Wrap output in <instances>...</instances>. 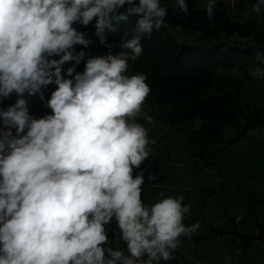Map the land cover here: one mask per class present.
<instances>
[{
  "label": "clouds",
  "instance_id": "obj_1",
  "mask_svg": "<svg viewBox=\"0 0 264 264\" xmlns=\"http://www.w3.org/2000/svg\"><path fill=\"white\" fill-rule=\"evenodd\" d=\"M175 6L189 11L185 0ZM214 8L208 0L213 22ZM262 9L264 0H256L250 11ZM166 15L160 0H0V104L56 86L45 102L51 114L41 118L23 98L0 108V264H155L171 260L181 238L199 229V222L183 223L191 209L183 195L142 200L144 170L134 169L151 154L148 129L137 122H152L144 111L146 75L128 74V52L85 60L74 49L92 43L74 24L95 20L99 43L111 48L105 33L136 17L121 45L135 60L141 38L159 30ZM256 59L264 63V53ZM250 74L264 77V69ZM113 219L126 252L110 246Z\"/></svg>",
  "mask_w": 264,
  "mask_h": 264
},
{
  "label": "trees",
  "instance_id": "obj_2",
  "mask_svg": "<svg viewBox=\"0 0 264 264\" xmlns=\"http://www.w3.org/2000/svg\"><path fill=\"white\" fill-rule=\"evenodd\" d=\"M162 1L167 4L164 6L167 8V15L163 26L159 30H153L150 36L145 35L141 38L143 51L139 58L131 59V51L121 47L126 39L131 38V34L125 37L124 31L127 28L130 32L136 17L131 18L129 25L122 24L117 33L106 32L107 43L112 47L101 45V51L103 55L109 52L112 54L128 52V74L146 75V83L150 86L151 93L145 103L153 119L177 127L190 126L197 122L185 137L190 147L188 152L192 158L201 161L203 167H210L215 164L217 156L225 153L233 144L242 141L249 131L264 129V109L248 102L245 103V107L231 103V92L219 81L220 72L223 70L246 76L255 67L264 68V63L256 59L257 51L264 53V26L259 22L257 14L250 11L256 0H239L238 11H246L247 14L243 24L228 19L219 9L213 10L215 19L214 22L210 21L206 10L197 8L195 0H185L189 9L187 14L175 6V0ZM126 7L127 5L119 11L124 12ZM167 24L197 32V40L200 43L179 41L168 29ZM80 26L90 36L97 37L95 20L86 27L81 24ZM89 57L85 54V60ZM73 63L70 62L67 68ZM84 66V61H81L76 66V71L83 72ZM228 84L234 92H238L237 82L229 81ZM213 86L218 88L217 95L209 93L205 97L202 96ZM39 94L29 95L25 92L22 97L13 94L0 104V108L7 109L18 99L23 98L27 102L29 114L34 117L35 102ZM137 122L144 125L147 121L138 119ZM12 132L15 135V128ZM161 198H164L163 193L158 196V200ZM142 200L146 205H151L148 200L144 198ZM262 205L264 218V198ZM199 223L204 226L206 232L190 238H181L193 247L200 241L222 234L241 240L242 248H246L248 242L255 238L238 232L233 219L230 229H222L207 224L206 221ZM117 230L115 222L112 221L108 229L110 246L126 252V245L119 240V236H116ZM258 237L264 241L261 232ZM172 257L169 261L160 260L155 264H181L183 261L178 249L172 252Z\"/></svg>",
  "mask_w": 264,
  "mask_h": 264
},
{
  "label": "crops",
  "instance_id": "obj_3",
  "mask_svg": "<svg viewBox=\"0 0 264 264\" xmlns=\"http://www.w3.org/2000/svg\"><path fill=\"white\" fill-rule=\"evenodd\" d=\"M41 93L44 96V101L40 99ZM41 93L35 102L34 118H37L39 112L43 111L42 107L46 106L45 102L49 99L42 90ZM47 111L49 110L47 109ZM148 115H150V110ZM253 131H249L242 141L233 144L225 153L217 156L213 166L203 167L201 161L195 159L197 161L195 173L198 176V180H196L198 186L196 187L199 196L209 197V203L202 212V216L206 219L201 222L206 221L207 224L230 229L231 219H233L238 232L255 236V238L248 242L246 248H242V241L237 238L232 239L228 234L210 237L206 240L214 242V239H221V247L214 246L210 253L204 255L198 253V258H194L192 255L185 257L180 248H177L184 256V261L181 264H264V241L258 237L259 232L264 236L262 205L264 198V141L249 136ZM162 142L152 146L148 160L140 166V171L142 169L144 173L147 166L151 172H155L156 163H164L167 168V170L160 171L159 174L155 173L154 181L161 180V182L155 184L158 191L153 200H149L144 195L143 191L147 187L143 185L142 198L148 200L150 204L157 202L158 196L162 193L164 197L180 195L185 197L187 195L185 191L189 187L187 185L184 187L182 168L176 166V159L182 154L181 151L177 146L178 149H174V156L168 160V150L165 147V142ZM215 217L221 219L222 222L214 221ZM186 218L191 219L188 214L185 215ZM113 221L115 222V219ZM199 224L201 228L192 236L206 232L204 226ZM203 241L198 242L196 246ZM196 246H192V249L195 250Z\"/></svg>",
  "mask_w": 264,
  "mask_h": 264
},
{
  "label": "rangeland",
  "instance_id": "obj_4",
  "mask_svg": "<svg viewBox=\"0 0 264 264\" xmlns=\"http://www.w3.org/2000/svg\"><path fill=\"white\" fill-rule=\"evenodd\" d=\"M195 1L197 4V8H199L200 10H205V5L207 4L208 0H195ZM160 4L161 6H167V4L162 0H160ZM238 5H239V0H215L214 9L222 10L228 19L234 21L235 23L243 24L247 18V14H246V11L239 12ZM257 17H258L259 22L264 26V10L263 9L260 14H257ZM73 27L76 28L77 31L85 33V38L92 41V43L86 48L82 45H75L74 46L75 53H79L83 51L86 55L90 57L103 55L101 51V44L99 43L98 37H92L88 33L84 32L79 23L74 24ZM167 27L179 41L193 43V44L200 43L197 40V36H198L197 32L193 33L188 30H185V29H182L180 27L173 26L170 24H167ZM48 59H59V57L58 56L48 57ZM68 65L69 63H65L63 65L64 72ZM256 68H261V67H255L253 70H255ZM261 69H264V68H261ZM250 72L246 76H244L234 71L223 70L220 72L219 81L221 84H223L226 90L231 92V95H230L231 103L245 107V103L248 102L257 107H261L262 109H264V77H255L251 75ZM229 81L237 82L238 92L233 91L232 87L228 84ZM55 87L56 86L54 84L49 85L46 88H43L42 92L44 94H47V98H50L51 92L55 90ZM209 93L217 95L219 93L218 88L216 86H213L207 91H205L202 94V96L205 97ZM42 108H43V111L39 112V114L37 115V118H41L47 114H51V110L48 107L47 109L49 111H47L46 106H43ZM144 111L147 114H149V109L146 106V103L144 104ZM195 125H197V122H194L190 126L184 125L182 127H173V126L164 124L162 122H159L153 118H152L151 123L146 122V124L144 125L148 129V137L150 141L152 142L149 145L150 149L152 148V146L154 147L156 146V144H159L160 141L161 142L163 141L165 142V147L168 150V151L166 150L169 156L168 160H170L172 156H174V149H176L177 146L182 153L180 155L181 157L179 156L177 158L176 156L177 158L176 166H179L180 168H182V172L184 174L183 175L184 187H186V185L189 186L187 188V191H185L187 195L184 197V204L191 206L190 214H188L191 219H187V218L184 219L183 223L186 226L195 224V222L192 219L194 220L196 219L200 222L203 219H206V217L202 216V212L204 211L206 205H208L209 203L208 201L209 197L199 196L198 188L196 187L198 186V184L196 185L197 183L196 180H198V176L195 173L196 167H197L196 166L197 161L195 159L190 158L191 156L189 155V152H188L189 146L187 145L185 141L186 134ZM2 127H3V124L0 125V128ZM249 136L254 137V138H259L260 141H264V129L254 130L253 132L249 134ZM152 153H154V151H152ZM222 158H225V157H222ZM172 164H174V162H172ZM155 165H156L155 172H151V170L147 166L146 172L144 173V185L147 188L143 191V193L145 196L149 198V200H153L154 197L156 196V192L158 191V188L155 186V184L157 182H161V180L155 182L154 176L156 174H159L160 171L167 170L164 163L163 164L156 163ZM139 172H140V169H134V174H137ZM149 175L151 177L150 179L148 178ZM214 221L222 222V220L219 219L218 217H215ZM107 227L109 229V225ZM200 228L201 227H199V229ZM117 232H116V236H118ZM221 244H222L221 239H214V242L212 240H206V241L199 243L194 250L192 249V246L189 243H185L181 239V243L178 246V248H180V250L183 252L185 257L192 255L194 258H198V253L199 255L210 253L211 249L214 246L221 247Z\"/></svg>",
  "mask_w": 264,
  "mask_h": 264
}]
</instances>
